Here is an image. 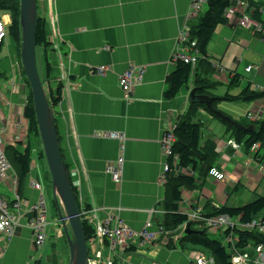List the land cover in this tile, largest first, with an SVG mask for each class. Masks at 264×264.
Segmentation results:
<instances>
[{"label":"crops","instance_id":"1","mask_svg":"<svg viewBox=\"0 0 264 264\" xmlns=\"http://www.w3.org/2000/svg\"><path fill=\"white\" fill-rule=\"evenodd\" d=\"M190 2L37 0V15L44 20L46 39L50 44L48 50L36 49L37 66L46 81L49 77L53 89L59 83L62 86L61 101L54 113L63 160L69 172L76 173L74 180L80 183L75 189L79 205L101 209L97 214L99 220L115 215L134 231H141L152 220L151 230L155 232L168 206L172 210L176 205L185 215L195 212L203 216L209 215L211 208H238L233 205L235 200L231 204L229 201L240 184L244 182L246 189L254 188L256 196L264 180V173L258 169V160L264 158L260 149L257 152L244 147L238 151L231 149L227 144L231 137L219 121L223 126L219 139L206 137L201 140V146L206 140L214 141L216 158L211 166L223 175V179L203 175L201 166L196 171L182 169L177 162L169 177L188 175L195 180L193 188L181 191L178 202L171 196L168 184L160 182V174L164 171L161 138L168 123L176 121L187 110L188 95L196 80L213 85L206 95L215 98L227 93L236 96L245 89L264 92V40L238 25V18L243 15L261 20L260 13L253 7L254 2L259 3L230 0L228 8L236 9L235 17L224 19V23L216 27L207 47V59L191 68L188 89L183 88L174 99L167 98V78L174 73L178 63H174L173 56L181 48L179 33L194 26L207 10L201 11V18L187 21L185 16ZM0 21L7 28L11 22L9 14L0 12ZM247 67L252 70L245 72ZM128 70L144 72L130 99L124 97L118 85V77ZM193 70H196L195 74ZM236 74L239 83L230 86ZM242 79L247 81L244 86H241ZM239 86L237 92L231 94V90ZM184 89L186 93H182ZM28 94L18 46L8 36L0 43V141L12 172L0 184V198L11 203L14 191H17L33 205L39 195L33 189V183L43 187L47 199L48 178L45 180L44 176L45 158L41 156L35 136L29 133L24 117ZM215 102L220 106L224 100L220 98ZM251 104L238 123H253L247 118L248 114L254 115L255 121L264 120V99ZM199 113L202 120H217L202 110L197 116ZM198 121L203 129V122ZM104 133H118L124 140L121 143L106 138ZM35 146L38 148L30 149L29 153V173L19 186L17 171L10 159L13 153L24 154L28 147ZM118 159L123 162L122 179L115 183L106 168ZM51 194L57 207L52 189ZM20 219V226L12 238L0 241V264L69 263L70 251L61 243L63 239L68 245L58 216L48 219L50 232L40 251L34 248L33 237L26 227L27 215L23 213ZM165 232L157 234L156 241L150 245L134 242L129 250L127 247L122 249L113 264H191L198 254L206 255L197 246L177 243L182 233L179 227ZM49 241L50 248L46 247ZM224 241L233 243L236 238L228 236ZM59 243L60 252H57ZM88 250L89 264L91 261L92 264L107 262L104 242L90 239Z\"/></svg>","mask_w":264,"mask_h":264},{"label":"trees","instance_id":"2","mask_svg":"<svg viewBox=\"0 0 264 264\" xmlns=\"http://www.w3.org/2000/svg\"><path fill=\"white\" fill-rule=\"evenodd\" d=\"M229 3L230 0H208L205 15L197 22L196 25L190 28V38L196 42V49L200 54L196 67L201 61H205L204 59H207L206 51L208 44L211 41L216 27L224 23L223 13L228 8ZM19 7L20 0H0V12H6L11 18V22L7 26V36H10L18 46V56L20 58L21 38L19 26ZM253 7L258 13V5L255 2ZM44 26V20L41 17H38L35 40L37 48H44L45 50H48L50 48V44L46 39ZM176 65L177 68L174 73L170 74V76L167 78V85L169 86V89L167 90L166 96L169 99L176 98L183 88L186 87V89H188L186 85H188V80L190 79V75H192L191 67L189 65L183 64L182 62H178ZM40 77L43 87L46 91L50 107L54 109L61 101L62 86L59 83L57 87L53 89L49 84V77L48 81H46L41 74ZM239 80L240 78L236 74L233 76L230 86L238 85ZM47 82L48 85L46 86ZM27 85L29 87L28 82ZM212 87L213 85L196 80L192 88L196 89V95H206L207 91ZM262 99H264V92L250 91L249 89H245L236 96H232L227 93L221 100L227 102H255ZM214 103L213 107L216 108ZM200 110L204 111L212 118L219 120L225 126L229 137L233 138L240 147L250 150L255 144L260 146L264 145V120L256 121L251 124L247 123L245 125L238 123L239 125L246 128L253 126L254 130L249 131L247 129H239L232 124L217 118L215 115L210 113L204 104L192 103L188 105L187 110L179 117L177 127L174 132L176 136V143L174 145L173 152L178 157L179 166L182 169H191L196 171L198 166H201L202 168L200 173L202 172L203 175L207 176L210 170L213 168L211 164H213L212 162H214L216 158V148L214 147V142L211 140H206L204 142V146H201L202 126L201 123L196 120L197 113ZM24 117L28 122L29 133L35 136V140L42 148L37 130L30 87L25 105ZM56 131L60 152L63 159V154L61 151V138L59 136L57 126ZM30 149L32 148L28 147L24 154L18 152L13 153V157L10 159L12 165L17 171L19 186L23 183L24 179L29 173ZM40 152L41 156H43L42 150H40ZM64 165L69 177V167L65 162ZM167 184L171 196L178 202L181 199V191L183 189L193 188L195 185V180L193 177L188 175H177L169 177ZM72 189L76 196V190L73 187ZM76 201L78 208L80 209L77 196ZM170 208V206L167 207L168 211L163 215L162 223L158 222L157 225L162 227L164 231H173L176 228L184 225L185 228L182 229V233L179 235L180 237L176 240L177 243L180 245L190 244L192 246L199 247L204 253H206L207 257L212 258L213 264H231L230 261L233 250L243 252L244 250L248 249V247L264 244V235L260 234L258 231H243L236 227L232 230L228 229L224 231V237L222 239H214L210 233H207L206 228H202L203 226H201V223L190 222L192 220L188 219L187 215L178 211L176 205L172 207V210ZM88 209L90 208L88 207ZM219 215H226L230 218L238 219V221L242 224L249 223L252 220L264 221V196H258L251 203L238 208H229L225 206L211 208L209 215L206 214L208 218ZM83 227L86 238L89 241L94 237V229L86 221L83 222ZM186 231L187 234H185ZM229 235L231 238L235 237L236 241L233 243H225L224 238L228 237ZM130 248H128V250Z\"/></svg>","mask_w":264,"mask_h":264},{"label":"built area","instance_id":"3","mask_svg":"<svg viewBox=\"0 0 264 264\" xmlns=\"http://www.w3.org/2000/svg\"><path fill=\"white\" fill-rule=\"evenodd\" d=\"M208 0H191L188 7L185 19L195 20L199 17L201 11L204 7H207ZM257 3L262 5L259 10L261 14V23L253 20L249 15L238 18V25L246 30H250L253 34L264 33V0H255ZM243 7L244 5H240ZM236 9L234 7H229L224 12V19L231 20L235 17ZM185 30V31H184ZM255 34V35H256ZM7 28L0 21V43L4 41L7 36ZM178 43L181 45L179 50H176L173 56L174 63L182 62L183 64L189 65L192 69L196 67L198 63V58L200 54L196 49V42L190 38V28H185L179 33ZM103 69H99L102 71ZM252 67H247L245 72H250ZM144 72L142 70H128L118 77V85L123 91L124 97L128 98L130 91L135 85L140 84L143 78ZM247 118L250 121H255L256 118L249 114ZM176 128V122H170L166 126L163 136L161 138V149L162 156L164 159V171L160 174V182L162 185L167 183V178L173 171V168L178 162V157L174 155L173 148L176 141L174 130ZM111 139L117 140L124 137L118 133H109ZM231 149L234 151L240 150V146L234 141L230 140L227 142ZM122 147V145H121ZM257 145H254L253 149H256ZM258 169L260 173H264V159L258 160ZM123 162L122 159H118L115 163L110 164L106 168L107 174L110 175L111 179L115 183H120L122 179ZM12 172V167L6 158L5 150L3 145L0 144V183L6 181ZM210 175L214 176L216 179H223V175L218 173L215 169H211ZM71 186L76 189L79 187L80 183L78 180H74L76 177L75 172H69ZM15 184V180H14ZM33 189H35L39 195L36 202L31 205L30 211L33 216L29 219L27 226L33 234V244L34 248L41 250L47 240V235L45 232L48 219L47 210V199L43 187L34 182ZM26 202L20 201L17 191H14V198L11 203L4 201L0 198V241L10 240L14 235V232L18 226H20L19 217L14 213L15 211H20L21 206H25ZM101 209L93 208L88 209L84 205H80V217L83 221H86L94 229V237L91 240H99L105 243L108 252V260L105 264H113L114 259L120 256L122 249L127 247L128 241L140 242L142 244L150 245L157 239V234H166L162 227L158 226L157 231L151 230L153 226L152 220L148 221L145 227L141 231H134L128 227L125 222L117 216H108L105 219L99 220L97 214ZM151 216L153 215L150 212ZM166 214V213H165ZM188 217L190 222L201 223L204 228L210 231L212 234L218 233V231L225 227V231L234 229L235 227L243 231H258L260 234L264 235V221L262 220H252L249 223L242 224L238 219L230 218L226 215L214 216V219H208L207 216H203L198 213H189ZM181 230L185 226L179 227ZM232 242V241H229ZM231 264H264V244H258L254 247H248V249L243 252H238L236 250L232 251ZM251 253L254 256H251ZM93 261H91L92 264ZM191 264H213L212 258L207 257L204 254H198L194 257Z\"/></svg>","mask_w":264,"mask_h":264},{"label":"water","instance_id":"4","mask_svg":"<svg viewBox=\"0 0 264 264\" xmlns=\"http://www.w3.org/2000/svg\"><path fill=\"white\" fill-rule=\"evenodd\" d=\"M19 8L20 62L31 91L43 156L51 175V187L57 205L58 219L61 221L62 230L69 245L70 259L68 264H89L88 239L83 227L84 221L80 217L76 196L60 154L54 111L50 107L37 66L35 40L38 19L37 0H20ZM195 92L196 89L189 92V104H204L210 113L222 121L239 129L254 130L253 126L248 128L241 126L214 108L213 103L220 98L196 95ZM60 207H62L63 213ZM68 227L72 232V237L68 234Z\"/></svg>","mask_w":264,"mask_h":264},{"label":"rangeland","instance_id":"5","mask_svg":"<svg viewBox=\"0 0 264 264\" xmlns=\"http://www.w3.org/2000/svg\"><path fill=\"white\" fill-rule=\"evenodd\" d=\"M262 8V5L260 4V5H258V7H257V9H258V12H259V10ZM204 9L206 10L207 9V7L205 6L204 7ZM203 9V10H204ZM261 15V14H260ZM203 16V12H201L200 13V15H199V17L201 18ZM11 19V18H10ZM197 22L198 21H196L195 22V25L197 24ZM189 27V26H188ZM192 27V26H191ZM185 31V30H184ZM256 34V33H255ZM256 35H258V34H256ZM258 37H259V40H264V33L262 32L261 34H259L258 35ZM204 59V58H203ZM204 60H206V59H204ZM38 67H39V65H38ZM263 69H264V67H263ZM196 72V70H193V73H195ZM239 73L240 74H242V72H241V70L239 71ZM243 75V74H242ZM246 83H247V81H243V79H242V81H241V86H244V85H246ZM240 88V86L239 87H235V88H233L232 90H231V94H235L236 92H237V90ZM186 93L187 92V90H183V92L182 93ZM181 93V94H182ZM219 98H223V97H219ZM220 106H218V103L217 102H215L214 103V106L216 107V109L218 110V111H220V112H222V113H224L225 115H227V116H229V118L232 120V121H234V122H236V123H238L237 121H240L243 117H244V115L246 114V112H247V107L249 106V105H252L251 104V102H238V103H231V102H227V101H224V102H220ZM222 110H221V109ZM249 115V114H248ZM252 115V114H251ZM254 116V115H253ZM234 119V120H233ZM196 120H201L202 122H203V129H202V139H205L206 137H210V138H212V139H214V140H218L219 139V134H220V129H222L223 128V126H222V124L219 122V120H215V119H208V118H204L203 120H202V114L201 113H199L198 114V116H197V119ZM254 122V121H253ZM250 127V126H249ZM248 128V127H247ZM40 138V137H39ZM41 141V140H40ZM214 142V141H213ZM215 144V143H214ZM217 144H219V142L217 143ZM216 145V144H215ZM35 149H37L38 147H34ZM39 149L40 150H42V148L40 147V145H39ZM258 149H260V154L261 155H264V145L263 146H260V145H257V148L255 149L256 150V152H257V150ZM39 150V151H40ZM41 153V152H40ZM46 163V162H45ZM50 174V172H49V170H48V168H46L45 170H44V176H45V180L48 178V183H47V188H48V196H47V202H48V219H51V216L52 217H55V216H58V214H57V210H56V206H55V204H54V199H53V196H52V194L50 195V190L52 189V187H51V184H52V181H51V175H49ZM264 179V178H263ZM16 182V181H15ZM2 183V182H1ZM0 183V184H1ZM254 188H252V189H246L245 187H244V182H242L241 184H240V186H239V189L237 190V191H235V192H233L232 193V198H231V200L229 201V204H231V202L233 201V200H235L236 201V203H234L233 205L234 206H239V207H241V206H244V205H246V204H248V203H250L251 201H253L255 198H256V196L257 195H260V196H263L264 195V180L262 181V183H261V185H260V187L258 188V190H257V192H256V196H255V193H254ZM62 211V213H63V210H61ZM61 226V225H60ZM50 228V225H49V227H48V229ZM202 228H204V227H202ZM205 229V228H204ZM225 227H223V228H221L219 231H218V233H216V234H212V233H210V231L209 230H206L207 231V233H210L211 234V236H212V238H214V239H222V235H223V232L225 231ZM68 234H69V236L70 237H72V232H71V230H70V228L68 229ZM65 239H66V237H65ZM67 240V239H66ZM50 242L51 241H49V243H48V245L46 246V247H49L50 248ZM61 243H63V245H65V247H66V249H67V251H68V248H69V245H67L66 244V241H64L63 239L61 240ZM67 243H68V241H67ZM46 247H45V249H46ZM68 247V248H67ZM44 249V250H45ZM44 250H43V252H42V255L44 254ZM57 252H60V243H59V245H58V247H57ZM251 256L253 257L254 256V254H251Z\"/></svg>","mask_w":264,"mask_h":264},{"label":"bare ground","instance_id":"6","mask_svg":"<svg viewBox=\"0 0 264 264\" xmlns=\"http://www.w3.org/2000/svg\"><path fill=\"white\" fill-rule=\"evenodd\" d=\"M3 42V41H2ZM132 92H133V89L130 91V93H129V99H130V97H131V95H132ZM61 129V128H60ZM57 132V131H56ZM104 137H106V138H109V139H111V137H110V135H109V133H104ZM58 138V137H57ZM118 141H120L121 143L123 142V140L122 139H117ZM59 143V142H58ZM0 144L2 145V143H1V141H0ZM60 148V147H59ZM254 148V146L250 149V151L251 152H256V150L255 149H253ZM31 150H35V148H32ZM6 151V150H5ZM60 154H61V152H60ZM44 157V156H43ZM45 160V159H44ZM11 164V163H10ZM46 167H47V165H46ZM50 175V174H49ZM17 177V176H16ZM21 195V194H20ZM18 197H19V200L22 202V201H24V202H26V205L25 206H21L20 207V211H18V212H14L18 217H19V221L21 220L20 218L21 217H23V213L24 214H26L27 215V217H28V220H27V222H26V227L28 228V226H27V223H28V221H29V219L33 216V214L31 213V211H30V207H31V204L29 203V201L28 200H26V199H23L21 196H19V194H18ZM91 209H93V208H91ZM187 215V214H186ZM187 217H188V215H187ZM188 219H190L189 217H188ZM208 219H214V217H209ZM46 222H47V226H46V229H45V232H46V235L48 234V231H49V229H48V227H49V225H50V222L48 221V219H46ZM29 229V228H28ZM30 230V229H29ZM31 232V231H30ZM50 232V231H49ZM31 235H32V237H33V234H32V232H31ZM33 239V238H32ZM130 247H132V243H131V241H128V244H127V249L128 248H130ZM37 250V249H36ZM37 251H40V250H37ZM89 251V250H88ZM70 257V256H69Z\"/></svg>","mask_w":264,"mask_h":264},{"label":"clouds","instance_id":"7","mask_svg":"<svg viewBox=\"0 0 264 264\" xmlns=\"http://www.w3.org/2000/svg\"><path fill=\"white\" fill-rule=\"evenodd\" d=\"M260 5V4H259ZM193 89V88H192ZM192 89H190V91L192 90ZM189 104V103H188ZM53 111H54V109H53ZM186 111V110H185ZM184 111V112H185ZM183 112V113H184ZM183 113H181V115L183 114ZM181 115H179L178 117H177V120L176 121H174V122H176V127H177V122H178V120H179V117L181 116ZM248 116V115H247ZM256 122V121H255ZM238 124V123H237ZM176 129V128H175ZM174 132H175V130H174ZM174 135H175V133H174ZM175 138H176V136H175ZM230 140H233V138H230ZM229 140V141H230ZM175 143H176V141H175ZM175 145V144H174ZM255 145H258V144H255ZM254 146V145H253ZM241 148V147H240ZM42 153H43V149H42ZM175 155V154H174ZM163 157V156H162ZM262 159H264V158H262ZM164 160V159H163ZM261 160V159H260ZM213 169V168H212ZM210 175V174H209ZM230 236V235H229Z\"/></svg>","mask_w":264,"mask_h":264},{"label":"flooded vegetation","instance_id":"8","mask_svg":"<svg viewBox=\"0 0 264 264\" xmlns=\"http://www.w3.org/2000/svg\"><path fill=\"white\" fill-rule=\"evenodd\" d=\"M257 23H261V20L257 19Z\"/></svg>","mask_w":264,"mask_h":264}]
</instances>
